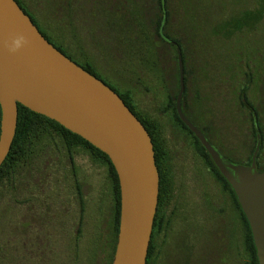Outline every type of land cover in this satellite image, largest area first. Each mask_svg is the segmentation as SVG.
<instances>
[{"label": "rangeland", "instance_id": "obj_1", "mask_svg": "<svg viewBox=\"0 0 264 264\" xmlns=\"http://www.w3.org/2000/svg\"><path fill=\"white\" fill-rule=\"evenodd\" d=\"M169 1L171 34L190 24L194 29L195 78L191 68L187 110L209 129L214 109L219 126L229 119L234 124L227 108L239 102L246 72H252L249 99L263 98L264 0ZM149 2L97 0L99 15L94 14V3L78 1L81 41L74 42L83 45L101 69L115 67L112 78L118 89L130 91L137 110L160 126L174 185L151 264H244V224L169 105L175 86L155 54L153 24L143 18L144 10H154ZM109 3L115 9L101 22L102 8ZM119 8L125 12L121 21L136 24L143 33L119 25L114 12ZM112 20L113 28L108 26ZM161 52L166 58L164 48ZM111 200L107 166L83 148L69 151L57 133L47 132L18 165L13 181L5 179L0 185V264H104V224ZM222 231L227 236H220Z\"/></svg>", "mask_w": 264, "mask_h": 264}, {"label": "water", "instance_id": "obj_2", "mask_svg": "<svg viewBox=\"0 0 264 264\" xmlns=\"http://www.w3.org/2000/svg\"><path fill=\"white\" fill-rule=\"evenodd\" d=\"M161 2L159 32L174 45L179 65L178 115L234 189L249 221L259 264H264V171L256 166L260 136L252 163H235L184 114L182 50L164 34L166 0ZM16 35H25L30 44L11 55L5 44ZM19 104L58 122L109 156L121 187L120 230L112 264H147L160 193L151 135L120 95L50 43L16 0H0V167L16 136Z\"/></svg>", "mask_w": 264, "mask_h": 264}, {"label": "trees", "instance_id": "obj_3", "mask_svg": "<svg viewBox=\"0 0 264 264\" xmlns=\"http://www.w3.org/2000/svg\"><path fill=\"white\" fill-rule=\"evenodd\" d=\"M16 1L21 6V8L24 10V12L30 16V18L32 19V21L34 22L36 26H37V21H38L44 25L43 27L46 30H48L49 26L56 25L60 28V30L64 31L66 18L69 14V11L70 10L73 11L74 9H77L76 6H78V1L80 0H28V2L26 0H16ZM86 1L88 3L95 4V6L91 5L93 8L94 14L100 13L99 9L97 8V4H96L97 0H86ZM151 4L152 6H154V10L152 11V13L150 12V8L144 10L143 18L146 23H148V21L149 22L151 21L153 24V31H154L153 40L156 44H158L156 47L155 54L157 55L159 64L161 66L163 65L165 68L168 67L167 69L169 70L171 83L172 85L175 86V94L173 97L169 98L170 99L169 105L174 110V115L176 117L177 122L180 124V126L183 129H185L193 137L198 150L200 151L201 155L207 161L208 165L214 172L218 181L222 183L225 191L229 189V191L233 194V196L236 199L239 212L245 224L246 249L248 253V258L244 264H259L257 249L255 246L252 230H251L249 221L246 215L244 214L237 197L235 196L236 193L234 189L229 184V182L226 180V178L221 174L219 169L216 167L210 155L208 154L206 149L203 147V145L200 143L199 139L183 123V121L180 119L178 115L176 103H177V96L180 91V72H179V65H178V59H177V52H176L174 45L165 41L161 37L160 32H159L161 21H162V10H163L161 0H150L149 7L151 6ZM33 6L40 8L42 12L38 14L33 8ZM106 6L107 8L105 6L102 8L104 11V12H101L102 17H105V19L102 18L101 22L102 21L105 22L106 18L110 17V12L111 11L113 12V9H115L110 3ZM141 6L143 8H146V4H141ZM166 10H167V21L164 26V34L168 38L178 43V45L181 47L183 61H184L186 89H185V93L182 99V110L184 114L187 116V118L190 119L192 122H194L198 126V128L206 135L208 140L211 141L210 129L200 124L199 121L196 119V117L194 118L192 114L187 110V107H186V98H187L189 83L191 79L190 70L192 67H190V65L193 66V58H194L193 56V44H194L193 26L191 24L187 26H183L182 29L178 31L177 35L173 36L169 28L170 23H171V16H172L169 0H166ZM114 12L116 13L118 19L120 20V23H119L120 26H126V28H128L127 30L131 33H134V32L137 33L138 31H140L136 24L135 25L132 24L130 26L129 24L125 25L124 22L121 21L125 17V12L123 8L114 10ZM35 19H37V21ZM95 21L98 24L101 23L99 19L98 20L95 19ZM108 26H111L113 28L116 26V24H114L112 20V22L111 21L108 22ZM40 32L50 42L47 35L44 34L41 30ZM140 33H143V32L140 31ZM55 47L57 48V46ZM163 48L165 49L166 58H165V55L161 52L163 51ZM57 49L64 54V52L60 48H57ZM115 92H117L120 95V97L124 100L126 105L130 108V110L143 123V125L146 127L147 131L151 135V138L154 144L156 164H157V167L160 173V193H159L158 208H157L154 226H153L151 243H150L148 256H147V264H151L152 258L155 252V241H156L157 235L159 234V232L161 231L163 227V223L165 220V206L171 197L173 185H174L171 168L168 163L169 153L164 145V142L162 141L159 124L156 121L148 117H145L142 113H140L137 110V107L133 101L130 91H126L123 93L120 90H118ZM262 100L264 101V95H263ZM1 117H2V112H1V106H0V129H1ZM47 132L57 133L60 136V138L63 140V142L65 143L69 151H72L75 148H83L85 150H88L95 159H97L102 164L106 165L108 168L112 200L110 203L108 216L104 224V227L106 228V231H105L106 232V235H105V251L106 252L103 254V258L105 262L104 264H112L115 251H116L117 242H118L119 230H120L121 187H120L118 173L107 154H105L104 152H102L101 150L93 146L91 143H89L87 140H85L81 136L69 131L68 129L63 127L58 122L44 115L36 113L30 110L29 108L19 104L18 105L17 132H16L15 139L13 141L10 153L0 167V185L1 183L4 182L5 179H9L13 181V174L16 171L18 165H21L22 163H24L28 159V157L33 154L34 143L38 139L42 138ZM231 160L236 161L233 159ZM221 233L223 234H220V236L222 235L227 236V234L224 233V231H222ZM222 239L225 241L226 237ZM217 247L221 249L222 246L217 245L216 249H218ZM218 257H221V251H219V256H217V258ZM208 259H212V258H208ZM209 264H211V262Z\"/></svg>", "mask_w": 264, "mask_h": 264}, {"label": "flooded vegetation", "instance_id": "obj_4", "mask_svg": "<svg viewBox=\"0 0 264 264\" xmlns=\"http://www.w3.org/2000/svg\"><path fill=\"white\" fill-rule=\"evenodd\" d=\"M77 9L69 11L66 18L65 30L62 31L56 25L49 26L46 30L40 22L37 21L38 28L47 35L51 43L57 48H60L65 56L70 58L73 62L84 68L87 72L93 76L99 78L107 85H109L115 91H118L116 82L113 80V74L116 73V68L109 67L101 69L94 58L89 55V52L83 45H79L76 42L81 41L80 25L77 24L78 16L81 13L82 8L76 6ZM82 23L83 21L80 20ZM79 25V26H78ZM87 27L86 24H84ZM93 38V36L91 35ZM76 41V42H74ZM108 41H105L106 44ZM169 43V42H168ZM173 45V44H172ZM110 54V53H109ZM193 77L195 78V38L193 44ZM112 57V54H111ZM109 68V69H108ZM243 78V85L239 93L238 103H229L228 112L235 116L234 124L229 119L225 126L222 128L217 122L216 110L212 111V125L210 128L211 143L230 161L245 165H250L253 161V156L257 151L258 136H260L259 151L256 156V166L260 172L264 171V101H251L248 97V88L252 83V72L250 74L245 73ZM214 77L213 83L216 78ZM262 96L264 95V83L261 84ZM217 104V103H215ZM231 118V117H230ZM238 123V124H236ZM236 124V125H235ZM249 163V164H248ZM227 201L231 205L232 212L236 213L243 222L242 216L239 212L238 205L233 194L228 190ZM236 196V195H235ZM237 197V196H236ZM238 199V198H237ZM244 224V222H243ZM245 228V224H244ZM195 264V261H193Z\"/></svg>", "mask_w": 264, "mask_h": 264}, {"label": "clouds", "instance_id": "obj_5", "mask_svg": "<svg viewBox=\"0 0 264 264\" xmlns=\"http://www.w3.org/2000/svg\"><path fill=\"white\" fill-rule=\"evenodd\" d=\"M29 44L30 40L25 35H16L6 42L5 47L9 54L15 55L28 47Z\"/></svg>", "mask_w": 264, "mask_h": 264}]
</instances>
